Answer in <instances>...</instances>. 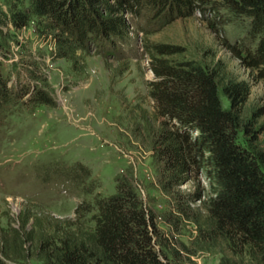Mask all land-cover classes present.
<instances>
[{
  "label": "trees",
  "instance_id": "trees-1",
  "mask_svg": "<svg viewBox=\"0 0 264 264\" xmlns=\"http://www.w3.org/2000/svg\"><path fill=\"white\" fill-rule=\"evenodd\" d=\"M7 8L0 15V26L7 28L0 27L1 38L32 25L37 36L54 42L56 58L71 62L75 70L94 45L127 46L132 25L150 35L168 17L200 12L215 16L214 28L224 23L218 15L224 10L248 19L254 41L250 46L225 40L224 47L264 84V0H8ZM145 51L155 80L147 82L152 112L144 116L143 110L140 123L174 215L195 226L202 249L245 254L264 264V154L258 156L240 142L241 134L254 142L262 133L257 125L264 112L246 113L251 84L230 79L221 64L211 68L190 58L179 45L148 42ZM9 81L0 73L2 107L25 96L33 106L54 105L43 88L22 86L16 92ZM202 171L212 180L214 195L194 210L201 193L187 194L180 187ZM34 236L24 240L34 254L15 258L16 253L3 249L0 264H174L179 257L163 238L153 210L124 177L117 178L113 195L81 203L66 227Z\"/></svg>",
  "mask_w": 264,
  "mask_h": 264
},
{
  "label": "rangeland",
  "instance_id": "rangeland-1",
  "mask_svg": "<svg viewBox=\"0 0 264 264\" xmlns=\"http://www.w3.org/2000/svg\"><path fill=\"white\" fill-rule=\"evenodd\" d=\"M7 7L8 0H0V15ZM218 15L224 23L214 28L210 24L215 16L200 12L190 18L168 17L153 26L150 35L132 25L127 46L115 50L94 45L84 54L85 65L81 61L79 70L56 58L54 42L37 36L32 25L19 32L9 30L6 39L0 37V73L9 77V87L18 92L22 86H38L54 100L53 106H33L25 96L0 105V257L4 259L3 249L16 253L15 258L31 256L35 251L24 242L28 235L54 234L57 226L66 227L81 203L113 195L117 178L124 177L153 210L170 249L179 252L174 264H259L245 254L200 247L195 226L174 215L172 199L160 189L149 139L140 123L143 110L144 116L152 112L147 82L155 76L145 51L148 42L185 47L190 58L211 68L221 64L230 79L251 84L248 116L264 112V84L255 81V74L223 45L227 40L253 46L249 21L224 10ZM220 96L228 109L222 88ZM257 128L262 130L258 140L241 134L240 142L259 156L264 154V115ZM180 190L201 193L194 210L214 195L205 171Z\"/></svg>",
  "mask_w": 264,
  "mask_h": 264
}]
</instances>
